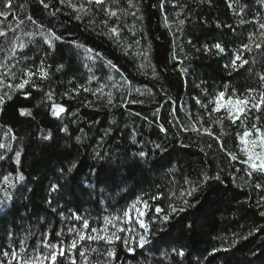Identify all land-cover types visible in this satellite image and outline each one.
Wrapping results in <instances>:
<instances>
[{
	"label": "trees",
	"instance_id": "trees-1",
	"mask_svg": "<svg viewBox=\"0 0 264 264\" xmlns=\"http://www.w3.org/2000/svg\"><path fill=\"white\" fill-rule=\"evenodd\" d=\"M44 3L12 0L9 11L0 0V261L21 244L31 257L49 252L45 240L67 246L70 226L87 219L90 233L139 198L151 206V244L130 254L120 241L86 239L58 264H264V174L248 175L240 143L264 125V105L235 122L212 111L221 91L252 102L264 93V0ZM48 31L62 37L51 47ZM238 52L248 64L234 69ZM26 71L37 75L23 90L9 87ZM54 104L65 111L54 115ZM156 205L184 211L151 223Z\"/></svg>",
	"mask_w": 264,
	"mask_h": 264
},
{
	"label": "snow or ice",
	"instance_id": "snow-or-ice-1",
	"mask_svg": "<svg viewBox=\"0 0 264 264\" xmlns=\"http://www.w3.org/2000/svg\"><path fill=\"white\" fill-rule=\"evenodd\" d=\"M104 2V0H95V3L97 5H100ZM163 2V0H162ZM41 3H43V6L45 8L48 7L47 3H44V0H41ZM89 3H91V0H89ZM4 6L9 11L13 7L12 0H4ZM74 11L76 10L73 6ZM115 15V13H112ZM0 16H3L7 18V12L0 11ZM28 19H32L31 16L28 17ZM33 23H36V21L33 20ZM181 24L184 23L183 20L180 21ZM261 28H264V24L260 25ZM110 31L113 33V35H118L117 30L115 28L110 29ZM5 35V32L0 29V36ZM62 39L61 36H57L54 31H48L47 34L44 36V42L51 47L53 45V41ZM251 40V37H249ZM23 47V45H21ZM219 51L223 52L225 49L220 45L217 44L215 46ZM256 47L259 49L261 47L260 44H256ZM243 50H250L249 44H243L242 45ZM88 51H92L89 49ZM237 61H240L239 64H237ZM248 64V61L243 59L241 54H238L235 56V58L232 60L231 67L234 69L237 67H243L244 65ZM227 67V65H226ZM39 75L41 78L47 76V72H43L38 70ZM4 75H8L7 73H4ZM25 76L28 77V79L22 80L20 83L16 85H9V87H15L16 89L23 90L26 85L29 84L31 81V78L35 75H37V72H31L26 71L24 73ZM12 76L15 77V73H12ZM262 80H264V76L261 77ZM33 87L35 85L33 84ZM87 91V89H85ZM252 90L250 89L249 92ZM95 94V93H94ZM49 95V99L51 98V95ZM233 96H236L235 93L232 94V96H229L226 98L225 92L221 91L218 93V95L215 98V107L212 109L213 112H219L221 109H226L228 113L229 119H232L233 122H235L237 119H240L241 115H246L251 111V108H255L257 112L261 111V106L264 105V93H261L259 97L258 102H252L253 98L250 96L245 97H238L236 96L235 99H233ZM3 97H0V102H2ZM111 102V101H109ZM198 104L201 103L199 99L196 101ZM213 103L212 100L209 101V104ZM251 105V108L249 107ZM65 111V109L62 106L53 105V114L59 115V113ZM159 111V109H157ZM175 111V109H174ZM20 114L23 116L25 115V110L21 109ZM259 120L260 117H257ZM254 131L245 130L243 135L240 137V143L244 145V147L241 148V153H243L246 156V159L242 160L241 163H244L247 165L248 168H250L252 171L248 173L249 176L252 175V172H257L260 174H264V125L262 126H256L253 125ZM183 131H188V128L182 129ZM193 131H195V127L192 128ZM63 131H67V129H63ZM161 131H167L163 127H161ZM205 131L208 132V134L211 136L212 132L208 129H205ZM49 137H44V139H48ZM251 147H248V146ZM159 147V145H157ZM6 145L4 143H0V149H5ZM256 148H259V152L255 151ZM21 153L19 151H16L15 153V159L17 162H19ZM141 157H144L146 154L141 151L139 153ZM229 156L232 160H236L237 156L233 153H229ZM5 157L3 155H0V160H3ZM71 171V169H69ZM213 177H205V179H212ZM4 181L7 182L9 177L5 175L3 177ZM16 179L18 181L23 180V176L20 174H17ZM214 179L219 180L220 177L217 174V176L214 177ZM257 187H260V185H257ZM196 191V188H192L190 191L187 192L188 196H191L193 192ZM185 193L181 192V196H184ZM159 196L154 197L153 199H158ZM10 199V197H9ZM2 203V202H0ZM185 204L188 203L187 200L184 201ZM150 205L147 201L140 200L139 198L130 206H128L127 210L123 212V216H112L108 217L106 216L104 219V225L96 228L92 227L89 233L90 228V222L87 219H84L82 223L79 226L73 225L69 227V233H75L74 238L68 243L67 246H65L64 241H60L59 243H51L50 241L45 240L44 247L49 249V252L47 254L38 253L35 257H31L28 255H21L25 253V248L23 244H21L19 253L16 251L11 252L10 254L8 252L3 253L4 257L8 259V264H13V261L16 262V264H45V261H48V264H58V256L64 257L65 259L68 258V256H71L72 253L77 249L80 242L84 240L91 241H100L103 240L105 243L111 245L116 241L122 242L126 246V250L133 254L135 252V248L139 247L143 249L146 245H149L152 243L150 240V236L152 235L151 229L149 227V222L145 220V217L148 214V211L150 210ZM169 208L171 211L165 213L164 209H162L159 205L155 206L154 211V219H152L151 223H167L172 214L180 211L183 212L184 209H176L173 205H169ZM264 215V213H261ZM77 220H80L81 218L79 215H76L75 217ZM118 221V223H116ZM133 221L135 224L139 225V229L132 226ZM111 224V227L115 229V231H108V225ZM122 224H128L129 227H121ZM142 230V231H140ZM119 232L126 233L125 236L121 237L117 235ZM61 232H57V236H61ZM246 238V237H245ZM67 251L68 256H65V252ZM88 251L87 249H80L79 255L81 258H85V253ZM92 252L97 251V249L93 248L91 249ZM115 250L113 248H109L107 251V256L115 258ZM178 255L180 257H183L185 255L184 251L181 249L178 252ZM0 264H3L2 261H0ZM72 264H76V260L73 257Z\"/></svg>",
	"mask_w": 264,
	"mask_h": 264
},
{
	"label": "rangeland",
	"instance_id": "rangeland-1",
	"mask_svg": "<svg viewBox=\"0 0 264 264\" xmlns=\"http://www.w3.org/2000/svg\"><path fill=\"white\" fill-rule=\"evenodd\" d=\"M242 147H244V145H242ZM248 147H251V146L249 145ZM255 151L259 152V148H256ZM135 225H136V227H139V225L138 224H135V222L133 221V226H135ZM46 251L47 250H44V252H46ZM45 264H48V261H45Z\"/></svg>",
	"mask_w": 264,
	"mask_h": 264
}]
</instances>
